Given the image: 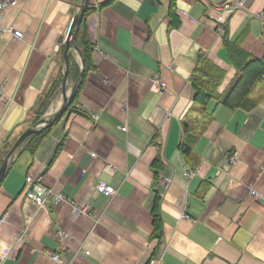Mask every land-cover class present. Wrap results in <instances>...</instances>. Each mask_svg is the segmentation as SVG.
<instances>
[{"label":"crops","instance_id":"1","mask_svg":"<svg viewBox=\"0 0 264 264\" xmlns=\"http://www.w3.org/2000/svg\"><path fill=\"white\" fill-rule=\"evenodd\" d=\"M234 1L176 0L172 14L171 0H88L68 52V108L36 153L25 141L0 184V264H58L55 254L64 264H264V77L242 105H224L248 63H264V0L223 14ZM83 4L21 0L5 12L24 35L0 42V168L41 128L57 85L41 120L63 108L67 35ZM86 48L93 67L71 105ZM210 79L204 104L194 83ZM28 176L73 205L28 200ZM100 182L117 194L99 193Z\"/></svg>","mask_w":264,"mask_h":264},{"label":"trees","instance_id":"2","mask_svg":"<svg viewBox=\"0 0 264 264\" xmlns=\"http://www.w3.org/2000/svg\"><path fill=\"white\" fill-rule=\"evenodd\" d=\"M175 2H176V0H171V13L172 14L175 11ZM90 50H91L90 48H86V51H84V54H83L84 63H85L84 72L82 75V80L79 81L80 82L79 86L76 89L75 94L73 95V97L71 99V103H70L71 105L77 99L78 93L81 90V87L83 86L86 74L91 70V67H93L92 63H91V58L89 55ZM69 59H70V57H69ZM250 66L251 67L255 66L254 73L251 70ZM249 67H250L249 75L246 77H244V76L241 77V79L236 83L233 91L229 94L227 99L224 100L225 101L224 105L230 106V107H232V106L234 107V103H235V107L242 105V103L244 101L245 102L247 101L245 99H246V97H248L249 91L253 88L255 81L257 79H261L262 77H264V63L263 62H260L257 60L251 61L248 63V65L246 66L245 69H247ZM70 69H71V67H70ZM201 72H206L205 67L202 69ZM213 81H214L213 79H210V83L208 81L203 82L202 87H200L199 85L194 83V87L198 91L197 96L199 97L200 101L204 104L208 103V100H211L215 94L214 89H215L216 84ZM58 87L59 86L57 85V87L55 89H58ZM55 89L52 90L51 94H49L48 96H45V98H42L43 103L41 104V110H40V112H38L37 118L34 121V125H37L38 123H40L41 117L44 115L43 109L44 108L46 109L50 105L51 101L54 99L53 97L55 96L54 95ZM60 119H57L54 124H56ZM51 130H52V127H47V128L42 129L40 132L32 135L29 138V140L30 139L31 140L27 143L26 146L32 147V152L36 153L37 150L39 149L40 145L42 144L43 140L48 137ZM159 219L160 218L158 217V214H155L154 215V224H155L154 235H155V237H158V238L161 237V228L159 225L160 224Z\"/></svg>","mask_w":264,"mask_h":264},{"label":"built area","instance_id":"3","mask_svg":"<svg viewBox=\"0 0 264 264\" xmlns=\"http://www.w3.org/2000/svg\"><path fill=\"white\" fill-rule=\"evenodd\" d=\"M21 0H0V42L1 39L4 35H10L15 39H22L23 38V32L20 30H16L13 26H7L4 25L2 19L5 14V12L9 9L12 8L13 6H16L19 4ZM250 0H235L232 3H227L223 5L224 7V13L230 15L233 13L234 10L237 8H241L245 6L246 4L249 3ZM225 19L228 17L225 15ZM220 24H224V22L220 21ZM218 31L221 33L224 31L222 27L218 28ZM0 99H5L4 93L0 89ZM97 118V117H96ZM238 158L236 156H232L229 159V163L231 165L236 164ZM187 175H189L187 173ZM97 191L104 196L108 198H113L117 194V189L114 188L113 186H110L104 182H100L97 186ZM253 193L252 195L255 197H261V194L258 192L252 190ZM251 191V192H252ZM25 194L26 198L28 200H31L35 202L38 206L42 208H46L49 205V202L52 201L56 206L62 203H67L73 205L72 200L69 198L65 197L63 194L55 192L49 188H46L42 184V179H34L31 176H28L26 178V185H25ZM90 207H85V208H78L77 211L85 214L88 213ZM88 210V211H87ZM67 235L66 234H60V238L64 239ZM86 255H90L89 251H84ZM52 259L57 262L58 264H64V261L60 258L58 254L52 255ZM67 264H72V262H68ZM150 264H160V259H154L151 261Z\"/></svg>","mask_w":264,"mask_h":264},{"label":"water","instance_id":"4","mask_svg":"<svg viewBox=\"0 0 264 264\" xmlns=\"http://www.w3.org/2000/svg\"><path fill=\"white\" fill-rule=\"evenodd\" d=\"M87 5H88V0H84V4L82 6V9L79 13L78 16H76L74 18L73 21V25H72V29L73 31L70 32L67 35V42H66V50H65V61H66V72L64 75V79H63V93H64V99H65V104L63 106V108H61L58 112H56L53 116H51L50 118H44L40 121L41 124V128H31L29 130H27L19 139L18 141L13 145V147L11 148L10 152L8 153L6 159L4 160L1 168H0V184L6 174L7 168H8V164H9V160L11 159V157L16 154V152L19 150V148L25 143V141L31 137L32 135L40 132L42 129L47 128V127H51L54 122L59 119L67 110L68 108V99H67V93H66V84H67V79L69 77V73H70V65H69V59H68V52L70 51L74 38L77 35V28L80 26V24L83 21L86 9H87ZM74 27V28H73ZM75 29V30H74Z\"/></svg>","mask_w":264,"mask_h":264},{"label":"rangeland","instance_id":"5","mask_svg":"<svg viewBox=\"0 0 264 264\" xmlns=\"http://www.w3.org/2000/svg\"><path fill=\"white\" fill-rule=\"evenodd\" d=\"M218 32V34H220V32L219 31H217ZM256 80V79H255ZM4 97L6 98L7 96H6V94H5V92H4ZM252 191V190H251ZM253 193V191L251 192V194Z\"/></svg>","mask_w":264,"mask_h":264}]
</instances>
